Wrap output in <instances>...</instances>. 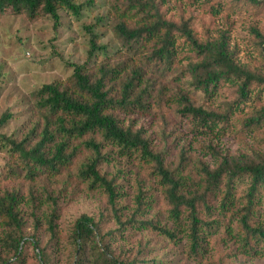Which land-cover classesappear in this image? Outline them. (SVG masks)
I'll return each instance as SVG.
<instances>
[{
    "label": "trees",
    "instance_id": "obj_1",
    "mask_svg": "<svg viewBox=\"0 0 264 264\" xmlns=\"http://www.w3.org/2000/svg\"><path fill=\"white\" fill-rule=\"evenodd\" d=\"M80 1L0 0V15L58 26L62 11L81 16ZM193 3L209 24L190 11L168 17L162 0H127L114 33L126 51L143 50V66L123 75L124 63L100 59L107 48L87 28V61L69 65L70 78L39 87L13 133L4 130L21 114H0V264H56L63 203L98 193L109 214L72 224L70 264H238L235 243L264 260V68L239 59L229 16L225 30L214 22L264 11V0ZM250 32L263 61L264 30ZM172 72L190 84L170 101ZM4 78L0 67V90ZM136 110L151 120L140 124ZM228 134L239 150L221 146ZM138 234L144 251L155 241L167 254L114 249Z\"/></svg>",
    "mask_w": 264,
    "mask_h": 264
},
{
    "label": "rangeland",
    "instance_id": "obj_2",
    "mask_svg": "<svg viewBox=\"0 0 264 264\" xmlns=\"http://www.w3.org/2000/svg\"><path fill=\"white\" fill-rule=\"evenodd\" d=\"M84 5L80 17H75L67 11L60 12V24L58 26L49 19L43 18L37 21H29L24 16H17L11 11L0 15V67H2L5 78L1 83L0 90V114L6 108L12 107L15 112L21 114L14 119L5 133L11 134L22 125L25 119L23 109L28 108L31 103L32 94L42 85L57 80H67L73 74L71 64L82 65L87 61L91 48V34L99 35V44L106 46V54L100 55V59L108 60L112 64L124 63L123 75H127L130 67L143 66L141 54L143 50L126 51L122 43L114 33L117 23V14L127 0H81ZM162 12L168 17L175 16L180 11H190L197 16H204L205 22L210 23V16L194 5L193 0H162ZM252 9L242 13H224L216 16L214 22L221 29L228 27L224 16H229L233 28L231 30V43L236 48L239 59L242 62L255 63L256 67L264 68V60L261 61L257 46L254 44L250 29L257 25L264 30V11ZM233 11V10H232ZM229 14V15H227ZM142 15L133 17L131 24L140 21ZM91 28L92 33L88 29ZM186 49L187 45L181 41L179 47ZM264 71V69H263ZM122 78L117 83L121 82ZM168 88V97L176 100V92L189 88V78H181L176 72L167 74L165 77ZM225 92L224 95H226ZM264 98V96H263ZM150 103L153 99H149ZM175 106V105H173ZM134 118L140 124H147L150 116L141 111H134ZM246 141H252L248 138ZM221 146L235 152L242 147L233 136L226 135L221 138ZM264 148V147H263ZM0 155V164L2 163ZM132 196V192L129 193ZM130 204V199H126ZM109 208L101 200L100 194H95L88 199L73 200L71 204L63 203V211L58 229L62 234V240L57 249H50L56 264H70L68 238L72 224L87 215L99 220L101 216L107 217ZM106 227L115 229L114 223L108 219ZM147 236L145 234L135 235L128 242L113 243L118 253L165 255L168 249L162 250L157 242L153 241L144 251ZM237 242V241H236ZM236 245V260H242L238 264H264L261 258H249L242 255L239 243ZM155 249H157L155 251Z\"/></svg>",
    "mask_w": 264,
    "mask_h": 264
}]
</instances>
